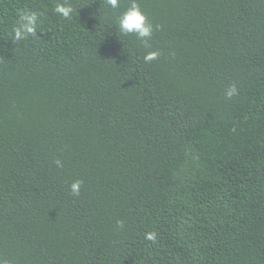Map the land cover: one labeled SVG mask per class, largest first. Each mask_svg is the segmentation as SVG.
<instances>
[{
  "label": "trees",
  "instance_id": "obj_1",
  "mask_svg": "<svg viewBox=\"0 0 264 264\" xmlns=\"http://www.w3.org/2000/svg\"><path fill=\"white\" fill-rule=\"evenodd\" d=\"M58 2L0 0V264H264V0Z\"/></svg>",
  "mask_w": 264,
  "mask_h": 264
},
{
  "label": "clouds",
  "instance_id": "obj_2",
  "mask_svg": "<svg viewBox=\"0 0 264 264\" xmlns=\"http://www.w3.org/2000/svg\"><path fill=\"white\" fill-rule=\"evenodd\" d=\"M105 3L110 8H118L120 6V0H105ZM54 13L65 21H70L73 17L74 9L65 0L63 3H57L54 8ZM41 13L35 11L22 12L19 15L16 26L12 29V41L14 43L28 40L30 37L37 36L38 28L41 26L40 20ZM117 35L118 37L135 35L138 39L147 44V41L152 37L154 32L153 25L149 22L147 15L141 9L138 0H129V6L120 15L117 22ZM158 52H149L144 56L146 63L158 57ZM238 95V89L235 84H232L226 90V96L231 99L233 96ZM58 167H62L59 160L56 161ZM82 181L76 180L70 185L71 193L75 196H79ZM120 227H123V221L118 222ZM145 239L155 242L157 239L156 232H149L145 234Z\"/></svg>",
  "mask_w": 264,
  "mask_h": 264
}]
</instances>
